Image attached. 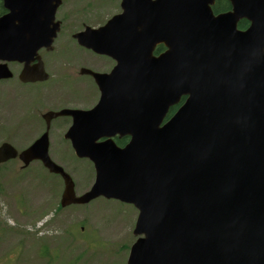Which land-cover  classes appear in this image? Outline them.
I'll return each instance as SVG.
<instances>
[{
    "label": "water",
    "instance_id": "obj_1",
    "mask_svg": "<svg viewBox=\"0 0 264 264\" xmlns=\"http://www.w3.org/2000/svg\"><path fill=\"white\" fill-rule=\"evenodd\" d=\"M52 1L3 0L0 61H29L52 44ZM229 1L233 11L215 16V0H123L122 15L83 33L81 43L95 52L128 56L111 75L93 73L106 94L101 104L73 112L68 137L97 172L88 193L77 198L71 177L50 159L48 133L20 155L64 178L63 207L104 197L137 208L134 234L144 237L128 264H264V0ZM242 19L250 22L245 31ZM160 44L167 51L155 58ZM28 75L22 79H41ZM9 77L0 65V79ZM123 78L136 105L107 98L120 94ZM88 124L133 139L125 149L97 144ZM17 157L11 145L0 149V163Z\"/></svg>",
    "mask_w": 264,
    "mask_h": 264
},
{
    "label": "rangeland",
    "instance_id": "obj_2",
    "mask_svg": "<svg viewBox=\"0 0 264 264\" xmlns=\"http://www.w3.org/2000/svg\"><path fill=\"white\" fill-rule=\"evenodd\" d=\"M107 67L99 64L97 69ZM20 89L25 94L27 89ZM31 143L26 139L21 145ZM52 144V159L71 173L77 193L88 190L94 181L91 164L73 156L62 140ZM21 169V163L13 162L0 170V264L127 263L137 240L138 213L132 206L98 199L59 211L62 180L40 164Z\"/></svg>",
    "mask_w": 264,
    "mask_h": 264
},
{
    "label": "flooded vegetation",
    "instance_id": "obj_3",
    "mask_svg": "<svg viewBox=\"0 0 264 264\" xmlns=\"http://www.w3.org/2000/svg\"><path fill=\"white\" fill-rule=\"evenodd\" d=\"M59 1L56 21L60 23V32L51 50L41 49L39 52L49 79L46 82L24 83L20 80L24 65L10 63L9 68L14 77L10 80H0V147L7 142L22 140L27 132L31 133L40 127L41 130L44 128L43 132L49 129L50 138L53 135L60 136L63 131L66 133L73 124L71 116L59 117L47 122L46 114L63 110L88 111L96 107L101 98V91L86 70L110 74L119 60L128 58L122 55L117 57L98 55L81 46L76 39L79 33L88 29H101L111 19L122 15L123 0ZM212 9L216 16L233 11L229 0H215ZM243 23L245 26L241 27L240 24ZM121 26H128V24L119 23L116 28ZM249 26L248 20H241L238 28L245 31ZM165 51L166 47L160 44L154 50L153 56L158 58ZM38 63H32V67ZM99 64L108 65V67L98 70ZM12 85L14 87H9ZM85 85L87 89L84 88ZM20 88L27 89L25 94H20ZM133 89L131 86L129 89H120L123 92V95L118 98L121 104L125 105L133 101L136 105L137 100L129 94ZM113 98L114 96L111 97ZM186 99V97L181 98L180 103L171 108V115L169 113L168 118L176 113ZM43 132L36 136L41 137ZM112 139L119 148H124L131 140V136L119 133ZM106 140L107 137H102L99 142ZM6 165H0V170L7 168Z\"/></svg>",
    "mask_w": 264,
    "mask_h": 264
},
{
    "label": "trees",
    "instance_id": "obj_4",
    "mask_svg": "<svg viewBox=\"0 0 264 264\" xmlns=\"http://www.w3.org/2000/svg\"><path fill=\"white\" fill-rule=\"evenodd\" d=\"M1 4H0V10H1ZM241 25V27H244L245 26V23H243V24H240Z\"/></svg>",
    "mask_w": 264,
    "mask_h": 264
}]
</instances>
